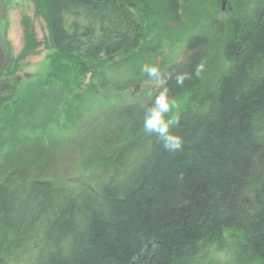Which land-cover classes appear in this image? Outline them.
<instances>
[{
    "label": "trees",
    "instance_id": "16d2710c",
    "mask_svg": "<svg viewBox=\"0 0 264 264\" xmlns=\"http://www.w3.org/2000/svg\"><path fill=\"white\" fill-rule=\"evenodd\" d=\"M30 1L73 64L133 61L148 50L123 0ZM230 28L206 17L170 70L169 86L191 97L222 54L232 61L215 95L175 118L181 150L142 131L149 98L76 128L67 147L41 149L1 180L0 264H264V1L250 25ZM201 60L200 77L177 85L175 75ZM17 86L0 79V114ZM77 159L103 175L70 174Z\"/></svg>",
    "mask_w": 264,
    "mask_h": 264
},
{
    "label": "rangeland",
    "instance_id": "374dc122",
    "mask_svg": "<svg viewBox=\"0 0 264 264\" xmlns=\"http://www.w3.org/2000/svg\"><path fill=\"white\" fill-rule=\"evenodd\" d=\"M263 1L164 0L155 7L142 4L138 9L123 0L146 30L148 50L133 61L116 58L91 66L73 64L54 48L47 20L30 0H2L0 79L16 81L18 93L0 114V182L15 174L18 167L27 165L39 150L59 151L58 147H67L79 127L109 117L135 102L154 100L159 87L142 72L144 64L160 67L166 82L161 87L166 86L178 104L170 113L173 118L196 107L207 95H215L232 64L227 55L222 54L191 97L181 87L173 90L169 86L170 70L183 62L189 37L206 17L226 22L234 34L238 25L254 21ZM181 159L182 168L191 165V160L184 156ZM82 163L73 160L68 168L70 174L103 175L97 163ZM228 252L220 253L221 260L228 259Z\"/></svg>",
    "mask_w": 264,
    "mask_h": 264
},
{
    "label": "clouds",
    "instance_id": "9594fccd",
    "mask_svg": "<svg viewBox=\"0 0 264 264\" xmlns=\"http://www.w3.org/2000/svg\"><path fill=\"white\" fill-rule=\"evenodd\" d=\"M204 68L205 62L201 60L191 72L177 73L175 75L176 84L184 86L185 81L192 79L193 76L199 78ZM142 72L155 81L159 87L158 94L152 103L147 107L142 106L144 108L142 131L149 137H156L166 151H179L184 146V137L173 131L179 121L170 115L173 109L178 107L177 101L175 98L170 97L166 86L161 87L166 82L161 77V69L158 65L144 64Z\"/></svg>",
    "mask_w": 264,
    "mask_h": 264
},
{
    "label": "bare ground",
    "instance_id": "6f19581e",
    "mask_svg": "<svg viewBox=\"0 0 264 264\" xmlns=\"http://www.w3.org/2000/svg\"><path fill=\"white\" fill-rule=\"evenodd\" d=\"M191 38V36L189 37V39ZM189 39H188V41H189ZM0 46H1V44H0Z\"/></svg>",
    "mask_w": 264,
    "mask_h": 264
}]
</instances>
